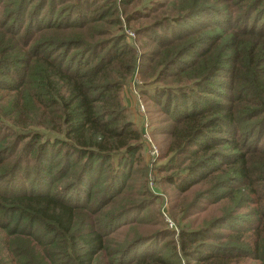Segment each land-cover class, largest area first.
Instances as JSON below:
<instances>
[{
    "label": "trees",
    "instance_id": "trees-1",
    "mask_svg": "<svg viewBox=\"0 0 264 264\" xmlns=\"http://www.w3.org/2000/svg\"><path fill=\"white\" fill-rule=\"evenodd\" d=\"M0 264H264V0H0Z\"/></svg>",
    "mask_w": 264,
    "mask_h": 264
},
{
    "label": "rangeland",
    "instance_id": "rangeland-1",
    "mask_svg": "<svg viewBox=\"0 0 264 264\" xmlns=\"http://www.w3.org/2000/svg\"><path fill=\"white\" fill-rule=\"evenodd\" d=\"M148 2V0H143V3L146 4ZM26 7V6H25ZM32 7H31V4H29L26 8V14H25V17H24V24H23V27H25L26 25V19H27V15L28 13L31 11ZM180 26V25H179ZM180 28V27H178ZM154 31L158 32V33H167V31L169 32V29L167 28H164V27H156V28H153ZM122 30H124V33L127 37V41L131 44H133L134 46L137 45V42L136 41V35L132 29V23H130L129 25H127L125 22L122 21ZM23 31V30H22ZM131 82L127 85L128 86V90L130 91V93L134 96V99H135V103L132 107H129V109L132 111V118L133 120L135 121L136 123V126L138 127V129H141L142 128V124L143 122H145L143 120V118L141 117V113L144 111V108H143V111L140 112L138 110V105L139 103L142 104V100L140 97H138V92H137V88H135V84L136 83H140L139 80L137 79L136 75L133 76V78H131L130 80ZM151 82V81H150ZM153 85L149 84L147 85V88H151ZM129 93V94H130ZM142 107H143V104H142ZM146 123V122H145ZM148 127H146V130L150 136V139L152 141V144L153 146L155 147L156 149V156H149L148 153H147V149L144 148L142 150V154H143V157L145 159V161L148 163V166L150 167L151 166V171L149 172V176L146 177V180H147V187L149 188V190L155 195V198L153 200V203L147 208V210L149 211L150 209H158L160 214H161V218L166 226V228L170 229L171 231H176V226H175V223L173 222V220L170 218V213H169V196L171 195V191H169V189L163 185V184H160L158 183L157 181V173L154 171V168L156 165L158 164H162L165 159H158V156H159V146L157 144L158 140H159V137H152L150 132L148 131L147 129ZM39 133L43 134L44 136H47V137H53V134L51 133H48L42 129H36ZM147 158H150L149 160L150 161H147L146 159ZM151 162L153 165H151ZM21 183L24 184V181H20ZM218 213L217 209H214V210H210V213ZM220 213V212H219ZM161 237L158 238V240H160ZM172 238H175V235H172ZM163 240H165V238H163Z\"/></svg>",
    "mask_w": 264,
    "mask_h": 264
},
{
    "label": "built area",
    "instance_id": "built-area-1",
    "mask_svg": "<svg viewBox=\"0 0 264 264\" xmlns=\"http://www.w3.org/2000/svg\"><path fill=\"white\" fill-rule=\"evenodd\" d=\"M138 110L140 112L143 111V107H142V104L141 103H139V105H138ZM146 127H147V124L145 122H143L142 128L140 129L141 130L142 140L144 142L145 148L147 149L148 155L149 156H156L157 155L156 154V149H155V147L152 144V141H151L150 136H149V134H148V132L146 130ZM149 159L150 158H147L146 160L147 161H150ZM148 176H149V174H148Z\"/></svg>",
    "mask_w": 264,
    "mask_h": 264
},
{
    "label": "crops",
    "instance_id": "crops-1",
    "mask_svg": "<svg viewBox=\"0 0 264 264\" xmlns=\"http://www.w3.org/2000/svg\"><path fill=\"white\" fill-rule=\"evenodd\" d=\"M127 88H128L127 85L122 88L121 98H122L123 103L129 108L134 105L135 99H134V96L130 93V91Z\"/></svg>",
    "mask_w": 264,
    "mask_h": 264
}]
</instances>
